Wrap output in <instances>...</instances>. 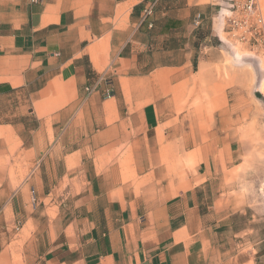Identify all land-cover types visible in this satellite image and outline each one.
<instances>
[{
  "label": "crops",
  "instance_id": "1",
  "mask_svg": "<svg viewBox=\"0 0 264 264\" xmlns=\"http://www.w3.org/2000/svg\"><path fill=\"white\" fill-rule=\"evenodd\" d=\"M155 1L142 22L146 0H0V261L17 228L29 264H264V225L234 230L214 184L232 144L200 145L186 189L121 178L122 139L179 133L154 73L189 71L205 23L227 33L230 0Z\"/></svg>",
  "mask_w": 264,
  "mask_h": 264
},
{
  "label": "rangeland",
  "instance_id": "2",
  "mask_svg": "<svg viewBox=\"0 0 264 264\" xmlns=\"http://www.w3.org/2000/svg\"><path fill=\"white\" fill-rule=\"evenodd\" d=\"M260 3L264 11V0ZM218 24L216 20V27ZM204 27L206 37L202 40L197 36L192 42L194 53L189 71L159 70L153 76L162 98L172 100L166 111L167 115L174 113L179 133L169 135L162 130L153 134L147 139L153 146L150 150L124 145L128 140L122 139V147L113 157L123 181L145 184L153 180L154 174H160L164 184L186 189L205 178L198 166L203 154L211 150L199 149L200 145L232 144L234 162L227 165L222 150V168L214 184L222 190L228 207L225 221H234V230L257 229L264 225V220L252 221L256 216L264 218V50L234 42L228 33H213L212 21ZM176 56L160 59V55H154L153 63L168 58L172 59L169 63H174ZM170 81L174 83L169 84ZM152 101L147 98L140 105ZM142 159L143 167L137 164ZM142 173H148L144 180L139 176ZM17 234V228L8 231L12 239L3 247L0 264H29L27 253L14 238ZM255 236L256 232H247L244 237Z\"/></svg>",
  "mask_w": 264,
  "mask_h": 264
},
{
  "label": "built area",
  "instance_id": "3",
  "mask_svg": "<svg viewBox=\"0 0 264 264\" xmlns=\"http://www.w3.org/2000/svg\"><path fill=\"white\" fill-rule=\"evenodd\" d=\"M226 16V31L234 42L252 44L264 50V11L260 0H230ZM154 14L153 0L148 1L142 17L149 20ZM152 25V22H149ZM87 90H91L90 87ZM108 88L107 92L110 93ZM35 202V198H34Z\"/></svg>",
  "mask_w": 264,
  "mask_h": 264
},
{
  "label": "trees",
  "instance_id": "4",
  "mask_svg": "<svg viewBox=\"0 0 264 264\" xmlns=\"http://www.w3.org/2000/svg\"><path fill=\"white\" fill-rule=\"evenodd\" d=\"M148 1H149V0H146V4H147ZM153 3H154V13H155V10H156V1L153 0ZM144 8H145V6L143 7V10H144ZM147 21H149V20H147V19H143V17H142V22H147ZM151 22H152V25H153V21H152V20H151ZM207 33H208V32L205 31V27H204L203 29H200V30L196 31L195 38L198 36L200 39L203 40V39L206 37ZM194 43H195V41H194ZM195 45H198V43L196 42ZM172 46H175V43H173ZM195 59H196V58H194V62H196Z\"/></svg>",
  "mask_w": 264,
  "mask_h": 264
}]
</instances>
